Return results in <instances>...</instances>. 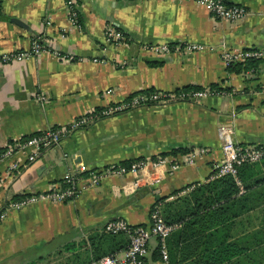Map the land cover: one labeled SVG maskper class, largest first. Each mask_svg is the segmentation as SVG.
<instances>
[{
  "label": "crops",
  "instance_id": "1",
  "mask_svg": "<svg viewBox=\"0 0 264 264\" xmlns=\"http://www.w3.org/2000/svg\"><path fill=\"white\" fill-rule=\"evenodd\" d=\"M227 1L245 5L247 15L231 21L190 0H74L75 23L68 18L64 0H0V52L25 49L37 38L74 57L62 60L43 51L0 63V149L147 87L204 88L217 82L238 91L232 97L217 94L201 101L137 105L99 117L64 134L29 162L23 153L14 152L16 169L0 164V264L30 259L37 263L66 243L85 239L89 244V236L105 233L102 225L108 218L145 224L154 203L159 202L161 210L166 203L177 205L194 183L214 178L213 164L222 159L217 131L222 121L232 124L237 143L264 142V58L257 71L245 73L230 72L221 58L225 48L264 47V0ZM107 27L120 31L123 39L106 38ZM160 42H194L204 48L156 55L146 47ZM41 94L44 99H37ZM197 146H207L208 152L184 162L159 183L141 185L131 193L113 192V187L132 175H110L66 201L7 208L19 196L60 184L64 172L77 162L88 171L189 148L165 154L182 161ZM63 152L69 155L64 158ZM258 162L259 170L244 183L239 178L242 190L235 181L239 188L234 201L222 203L231 217L215 231L226 235L237 250L218 264H264V161ZM183 186L188 187L174 193ZM155 246L153 239L157 258ZM37 252L43 257L36 258ZM182 263L195 264L194 256L176 264Z\"/></svg>",
  "mask_w": 264,
  "mask_h": 264
},
{
  "label": "built area",
  "instance_id": "2",
  "mask_svg": "<svg viewBox=\"0 0 264 264\" xmlns=\"http://www.w3.org/2000/svg\"><path fill=\"white\" fill-rule=\"evenodd\" d=\"M204 7L210 14L236 21L244 18L248 10L241 3L228 2L227 0H190ZM67 8L68 18L76 23V6L74 0H64ZM106 38L110 40L123 39L124 35L120 31L112 28H106ZM147 49L156 55H162L171 51L193 52L202 50L204 46L194 42H182L170 44V42H160L148 44ZM43 51L51 52L55 57L62 60H72L74 57L70 53H64L56 49L47 47L37 38H32L28 47L25 49L10 50L0 52V63L10 60H20L28 56L38 54ZM246 57L264 58V47L251 48H225L221 52V58L225 65L233 60H243ZM236 89L223 90L215 92L209 87L198 90H159L150 94L140 93L134 95L129 101H121L111 106H107L106 113H112L125 108H132L140 105L142 102L159 100L160 102L175 100H199L204 97L221 94L232 97ZM37 99L43 100L44 96L38 95ZM88 116L81 115L73 118L67 124L48 127L38 133L32 134L20 141L8 144L0 149V164H4L8 170L16 169L19 161L11 159L14 152H21L27 162L36 158L37 153L45 148L56 145L60 137L64 134L78 129L85 125ZM220 139L222 159L213 164L212 177H218L224 174H230L234 177L237 184L242 186L237 176V168L244 162H257L264 156V142L251 144H239L233 137V126L228 121H222L217 128ZM208 152L207 146H197L191 148L184 154L182 161L177 157L159 155L156 158L145 157L134 160L128 165L120 163L107 164L93 170L86 171L81 163L77 162L75 166L66 170L62 175L60 184L47 190L29 193L11 200L7 208L19 209L36 202L50 201L61 202L76 197L82 190L94 186L103 177L110 175L130 174L132 177L121 183L118 188L113 187V192L119 189L124 193H131L141 185H155L159 183L164 176L176 170L184 162L192 163L196 157ZM69 153L63 152L62 157H67ZM2 214L0 213V218ZM180 226L179 222H169L165 219L161 204H153L149 221L145 224H133L124 217L108 218L102 225V231L108 234H125L127 237L126 246L116 251L103 254L87 264H163L168 261L167 238ZM156 241L154 249L157 252V258L152 254L151 241Z\"/></svg>",
  "mask_w": 264,
  "mask_h": 264
},
{
  "label": "trees",
  "instance_id": "3",
  "mask_svg": "<svg viewBox=\"0 0 264 264\" xmlns=\"http://www.w3.org/2000/svg\"><path fill=\"white\" fill-rule=\"evenodd\" d=\"M170 44H174L170 42ZM262 58L246 57L243 60H233L226 65L227 70L235 73H245L247 71H257L258 63ZM215 92H221L223 90H230L231 87H223L217 82H212L208 86ZM202 86L197 84H187L175 90H198ZM159 91L154 87H147L138 91L130 93L123 101H129L134 95L145 93L150 94ZM237 92H235L236 94ZM160 102L159 100H153L148 102H142L140 105H151ZM119 103V102H117ZM116 103L108 104L107 106L114 105ZM107 106H97L92 108L91 111L86 112L84 115L88 116V124L99 117L123 112L124 110L114 111L112 113H106ZM189 148L178 147L173 148L169 152L162 153H176L178 151L185 152ZM144 157L135 158L132 160H123L118 163L128 165L130 162ZM155 158V157H153ZM264 161V156L261 159ZM259 162H244L237 168V176L243 181L246 180L248 175L254 174L256 170H259ZM244 183V182H243ZM190 192L180 199L177 205L172 203H166L163 205L162 213L165 219L169 222H179L180 227L174 230L168 237L169 241V253L167 264H176L177 261H185L194 256L195 264L202 262V264H218L222 263L227 257L236 253L237 249L233 248L234 243L226 240V235L217 233L215 227L228 221L231 217L227 212L228 206H223L222 203L231 200L234 201L239 186L236 184L235 179L230 174H224L218 177H214L211 180L202 183H194ZM245 186V185H244ZM182 188L176 189L175 194H178ZM16 197V196H14ZM89 244L86 240H80L76 244L69 242L63 245L62 251H68L69 254L65 255L64 260L60 264H87L91 260L106 254L123 248L126 246V237L119 234L101 233L95 236L88 237ZM79 246L74 250L75 246ZM90 245V248L87 246ZM179 252V258L176 256V252ZM156 254V251H155ZM157 255V254H156ZM36 258L43 257L39 252L35 254ZM156 257V256H155ZM21 264H37L36 260L30 259ZM183 264V263H182Z\"/></svg>",
  "mask_w": 264,
  "mask_h": 264
},
{
  "label": "rangeland",
  "instance_id": "4",
  "mask_svg": "<svg viewBox=\"0 0 264 264\" xmlns=\"http://www.w3.org/2000/svg\"><path fill=\"white\" fill-rule=\"evenodd\" d=\"M64 251L61 249L53 250L50 254H47L42 260H38L37 264H60L64 259Z\"/></svg>",
  "mask_w": 264,
  "mask_h": 264
},
{
  "label": "water",
  "instance_id": "5",
  "mask_svg": "<svg viewBox=\"0 0 264 264\" xmlns=\"http://www.w3.org/2000/svg\"><path fill=\"white\" fill-rule=\"evenodd\" d=\"M204 98H206V97H204ZM204 98H201V99H199V100H196V101H201L202 99H204Z\"/></svg>",
  "mask_w": 264,
  "mask_h": 264
}]
</instances>
